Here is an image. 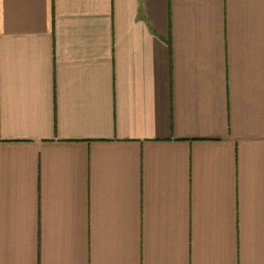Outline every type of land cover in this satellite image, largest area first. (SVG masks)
Listing matches in <instances>:
<instances>
[{"label":"crops","instance_id":"obj_1","mask_svg":"<svg viewBox=\"0 0 264 264\" xmlns=\"http://www.w3.org/2000/svg\"><path fill=\"white\" fill-rule=\"evenodd\" d=\"M0 264H264V0H0Z\"/></svg>","mask_w":264,"mask_h":264}]
</instances>
